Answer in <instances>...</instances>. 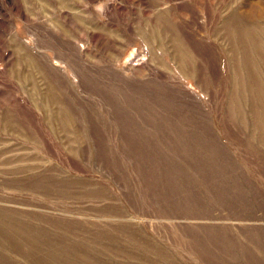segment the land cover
Segmentation results:
<instances>
[{"label":"rangeland","instance_id":"obj_1","mask_svg":"<svg viewBox=\"0 0 264 264\" xmlns=\"http://www.w3.org/2000/svg\"><path fill=\"white\" fill-rule=\"evenodd\" d=\"M230 17L264 39V0H0V264H264V40Z\"/></svg>","mask_w":264,"mask_h":264},{"label":"bare ground","instance_id":"obj_2","mask_svg":"<svg viewBox=\"0 0 264 264\" xmlns=\"http://www.w3.org/2000/svg\"><path fill=\"white\" fill-rule=\"evenodd\" d=\"M251 7V6H250ZM251 9H249L250 11ZM235 15L232 16V19H235ZM238 20V21H237ZM237 21V22H236ZM250 23L248 21H245L242 17H237L235 20L234 25L232 26L231 24V17L225 22L224 24V29L227 31V33H229L230 35L234 34L236 31V34L240 33V34H245V42H247L246 44H250L251 42H254V45L257 44L258 42V38L261 39V41H263L264 39H262V37H260L259 33H252L250 27L248 26ZM257 27H260L259 24H256ZM235 28V30H234ZM175 36V35H174ZM177 40V39H176ZM173 42V41H172ZM243 41L241 40V45L243 46ZM257 49H260L259 44L256 45ZM178 50V49H177ZM261 50V49H260ZM180 52V51H178ZM153 55V54H152ZM179 55V54H178ZM183 55V54H182ZM183 58V57H182ZM181 58V59H182ZM185 58V56H184ZM186 59V58H185ZM36 60V59H35ZM184 61V60H183ZM179 62V61H178ZM187 63V61H185ZM189 63V61H188ZM185 64V63H184ZM195 64V63H194ZM40 65V64H39ZM187 65V64H186ZM185 66V65H183ZM46 67V66H45ZM49 68V67H48ZM189 68V67H188ZM45 69V68H44ZM43 70V69H42ZM184 70V69H183ZM182 71V70H181ZM189 73V72H188ZM46 74V73H45ZM44 75V74H43ZM46 76V75H45ZM51 82V81H50ZM50 86V85H49ZM50 91V90H49ZM263 87H262V90ZM34 245V244H33ZM130 246V245H129ZM28 256V255H27ZM128 259V258H127ZM133 259V258H132ZM22 260V259H21ZM133 261V260H132ZM96 264V263H95Z\"/></svg>","mask_w":264,"mask_h":264}]
</instances>
